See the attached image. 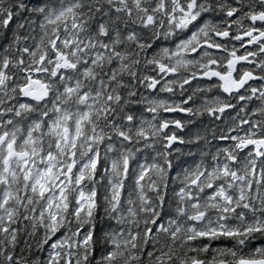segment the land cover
Here are the masks:
<instances>
[{
  "label": "snow or ice",
  "instance_id": "1",
  "mask_svg": "<svg viewBox=\"0 0 264 264\" xmlns=\"http://www.w3.org/2000/svg\"><path fill=\"white\" fill-rule=\"evenodd\" d=\"M0 264H264V0H0Z\"/></svg>",
  "mask_w": 264,
  "mask_h": 264
}]
</instances>
